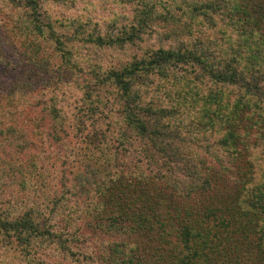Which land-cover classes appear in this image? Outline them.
<instances>
[{"label": "trees", "instance_id": "trees-1", "mask_svg": "<svg viewBox=\"0 0 264 264\" xmlns=\"http://www.w3.org/2000/svg\"><path fill=\"white\" fill-rule=\"evenodd\" d=\"M5 1L18 11L13 26H3L8 36L36 62L44 63L45 47L61 51V74L88 72L70 56L92 43L143 44L139 58L94 73L96 85L86 89L94 112V91L114 86L121 93L118 145L103 147L88 134L90 148L79 155L78 164L85 160L75 176L80 195L98 201L84 214L87 226L123 238L110 249L112 262L264 264V0H117L134 11L131 34L118 40L91 33L76 19L59 28L43 10L46 2L70 0ZM156 33L159 44L150 45ZM194 141L208 145L213 163L196 161L185 146ZM131 151L138 161L118 171L119 155ZM142 176L156 182L146 189ZM164 185L177 191L176 201L173 192H159ZM0 230L27 246L47 238L62 251L78 240L54 225L44 230L31 214L4 223L0 213Z\"/></svg>", "mask_w": 264, "mask_h": 264}, {"label": "rangeland", "instance_id": "rangeland-1", "mask_svg": "<svg viewBox=\"0 0 264 264\" xmlns=\"http://www.w3.org/2000/svg\"><path fill=\"white\" fill-rule=\"evenodd\" d=\"M182 1L185 0H178ZM117 3V0H70L68 4L59 5L49 1L43 10L57 19L59 28L70 26L69 21L76 19L88 23L86 29L95 35L105 39H126L131 34L134 11L130 4L123 7ZM17 13V9L0 0L1 220L5 223L31 214L44 230H50L54 225V230L59 233L74 231L78 240L71 247L72 253L69 248L62 251L56 242L50 244L47 238H41L33 246L23 245L15 239L8 240L0 230V264H120L124 258L117 263L112 262L111 257L116 254L110 249L114 242L123 238L113 233L106 235L98 227L92 230L87 226L84 214H91L98 201L88 193L80 195L75 176L77 168L83 166L81 162L85 160L82 158L78 164L79 155L88 147L84 143L88 134L95 135L103 147L113 149L118 145L115 140L122 119L118 111L121 93L111 85L101 93L94 91L99 95V102L93 98L94 112L90 108V97H86L87 87L96 85L94 73L103 76L108 67L121 69L128 66L139 58L143 44L134 41L114 48L92 43L82 47L79 54L70 56L88 72L75 69L61 74L58 69L65 62L61 51L45 47L44 63L36 62L8 36L9 32L3 26L8 22L12 27L11 20H15ZM158 40L160 34L156 33L149 43L158 45ZM165 42V46L171 44ZM56 115L58 124L53 120ZM79 119L85 121L86 130H80ZM100 131L105 139L101 138ZM185 146H192V156L196 161L214 162L204 152V147L208 146L206 143L194 141V144ZM137 156L134 151L126 157L119 155L118 162L122 165L118 171L127 170L130 163L134 165L139 159ZM140 167L151 174L146 165ZM151 169L156 173L155 167ZM142 178L146 189L151 182H156L151 176ZM159 192L169 197L173 192L172 197L176 201L177 191L172 187L164 185ZM179 199L182 197H178L177 202ZM95 219L90 215L93 225L98 223Z\"/></svg>", "mask_w": 264, "mask_h": 264}]
</instances>
